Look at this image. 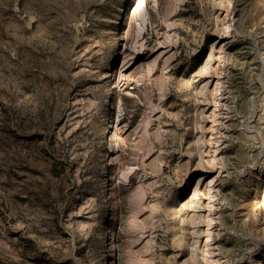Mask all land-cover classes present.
I'll use <instances>...</instances> for the list:
<instances>
[{"label":"rangeland","instance_id":"374dc122","mask_svg":"<svg viewBox=\"0 0 264 264\" xmlns=\"http://www.w3.org/2000/svg\"><path fill=\"white\" fill-rule=\"evenodd\" d=\"M0 264H264V0H0Z\"/></svg>","mask_w":264,"mask_h":264},{"label":"bare ground","instance_id":"6f19581e","mask_svg":"<svg viewBox=\"0 0 264 264\" xmlns=\"http://www.w3.org/2000/svg\"><path fill=\"white\" fill-rule=\"evenodd\" d=\"M135 63H136V62H135ZM208 240H209V239H208ZM208 240H207V241H208ZM207 241H206V242H207ZM208 242H209V241H208Z\"/></svg>","mask_w":264,"mask_h":264}]
</instances>
